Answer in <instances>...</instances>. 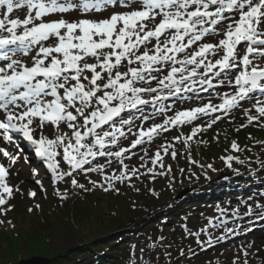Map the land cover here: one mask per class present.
<instances>
[{
  "label": "snow or ice",
  "instance_id": "snow-or-ice-1",
  "mask_svg": "<svg viewBox=\"0 0 264 264\" xmlns=\"http://www.w3.org/2000/svg\"><path fill=\"white\" fill-rule=\"evenodd\" d=\"M20 9H26L23 18L15 15ZM69 13L76 18H69ZM0 61L4 62L0 64V138L15 145L12 134L18 133L28 141L51 173L53 185L69 177L73 188L87 192L90 189L74 173H98L103 183L89 179L93 187L118 191L115 184L144 175L125 163L134 149L201 117L210 119L195 125L185 144L236 109L246 117L240 128H264V0H0ZM222 87L232 91L217 92L219 104L208 101L176 111L162 123L137 132H132V119L122 116L148 104H161L158 111L165 113L171 109L162 105L164 100ZM243 101H250V106ZM62 126L69 131H62ZM128 133L135 138L121 146ZM170 147L161 145L151 158L152 168L147 171L153 179L158 162L164 167L161 150L167 155ZM231 149L240 151V146L233 142ZM0 154L7 159L0 162V214L6 215L20 191L8 180L20 153L0 146ZM171 156L175 158L176 152ZM97 157L106 158L108 166L115 160L120 168L106 173L104 164L93 166ZM234 159L227 157L229 162ZM61 163L68 166L67 172L61 170ZM35 183L44 190L41 180ZM55 192L60 199L67 198L66 191L56 188ZM28 195L35 197L36 192ZM256 208L260 212L255 214L264 219V205ZM233 215L239 217V211ZM244 215H254L253 207ZM201 231L207 234L206 228ZM189 234L202 246L213 244L210 235L201 242L199 232ZM224 239L226 235L216 242ZM251 247L242 246L232 264H248ZM180 255H185L183 250Z\"/></svg>",
  "mask_w": 264,
  "mask_h": 264
},
{
  "label": "rangeland",
  "instance_id": "rangeland-1",
  "mask_svg": "<svg viewBox=\"0 0 264 264\" xmlns=\"http://www.w3.org/2000/svg\"><path fill=\"white\" fill-rule=\"evenodd\" d=\"M24 15L26 11L19 17L23 18ZM213 95L205 97L201 105L211 101ZM145 98H148L147 95ZM250 103L247 102L244 106L248 107ZM192 107L195 105L190 106ZM206 119L210 118L201 117L192 124L178 127L174 132H162L151 144L134 149L135 154L126 159L125 163L130 167L139 168L140 173L144 175L139 179L133 177L131 182L115 184L118 191L105 192L100 187H93L89 179L103 183V178L98 173L87 176L81 172L74 173L78 182L90 189L87 192L73 188L69 177H65L60 184L53 185L51 181L44 179L40 169L28 160L26 163V155L23 156L22 161L19 159L10 169L12 177L8 179L9 183L20 191L10 201L12 210L6 215L0 214V264H19L20 261L33 257H47L54 251L65 254L85 239L97 237L110 229L122 230L123 233L130 231L126 236L129 242L124 245L126 248L120 256L122 259L119 260L118 256L113 259L118 261L116 264H232L240 254L241 247L249 244L252 245L249 251L253 254L247 258L248 264H264V223L250 232L254 226H258L256 220L259 215L255 213H259L260 209L256 208V204L264 205V196L257 192L247 194L238 190L231 191L238 182L230 177V171H237L238 177L248 172L251 180H245L246 188L257 185L264 191V170L258 172L257 169L255 175H250L249 172L259 167L262 169L264 145L260 152L254 153L256 149L251 150L250 147L237 143L240 151H233L231 146L223 145L221 138V134L226 130L230 131V128H233L234 132H246L250 127L257 126L240 128L241 124L246 123V117L241 109H236L212 128L199 132L193 140L185 144L184 139L191 133L192 128L195 125L207 124ZM62 131L69 130L62 128ZM178 136L181 139L174 140V137ZM128 137L130 138L124 139L121 146H128L130 140L134 139L131 133H128ZM229 141H233V138L227 140ZM161 145L172 147L167 155L161 150L164 167L161 168L158 162L153 179V173H149L147 169L152 168L151 158ZM172 151L176 152L175 158L171 156ZM0 155L7 163V159ZM223 156H233L236 159L231 162L227 160L225 163ZM141 157L144 158L143 161ZM243 158L246 162H243ZM93 163V166L97 163L104 164V170L109 174L120 168L115 160L111 166L107 165L106 160H96ZM142 163L145 167H141ZM209 165L211 167H208ZM25 166L30 170L25 172ZM33 169H36L35 177ZM61 170L67 172L69 168L63 164ZM161 172L164 175H159ZM218 173L221 175L214 180L213 177ZM35 179L41 180L43 191L40 185L35 183ZM219 180L222 183L217 185ZM56 188H59L61 193L66 191L67 198L60 199L56 195ZM137 188L139 191H136ZM184 189L188 191L178 200V194ZM227 189L230 192L226 191ZM245 190L249 192L248 189ZM30 191L36 192V196L30 197ZM152 191H155L156 195H153ZM203 191L215 197V200L211 203L198 202L196 194ZM219 191L221 196H218ZM244 194L246 196L242 197ZM37 204L40 205L39 208L36 207ZM249 206L254 209L252 216L244 215ZM29 208L32 209L31 212ZM221 210H225L223 214ZM234 210L239 211V217L233 215ZM255 217L256 220H253ZM222 221H227L226 225L221 224ZM205 228L207 234L201 231ZM225 228L235 231L226 233ZM196 232L200 233L201 242H206L210 235L213 244H198L196 237L189 234ZM224 235L227 239L216 242L218 237ZM152 245L155 247H151ZM181 250L185 255H180Z\"/></svg>",
  "mask_w": 264,
  "mask_h": 264
},
{
  "label": "trees",
  "instance_id": "trees-1",
  "mask_svg": "<svg viewBox=\"0 0 264 264\" xmlns=\"http://www.w3.org/2000/svg\"><path fill=\"white\" fill-rule=\"evenodd\" d=\"M248 133V135L245 132L240 133L237 136L243 142L247 137L254 139L255 137L264 136V132L257 130H250ZM110 234L105 233L98 237L85 239L84 242L67 250L65 254H59L57 251H54L47 255V258L51 259V264H87L86 260L90 264H110L113 262V259L119 256L118 251L121 250L122 245L125 243L123 238H110Z\"/></svg>",
  "mask_w": 264,
  "mask_h": 264
},
{
  "label": "bare ground",
  "instance_id": "bare-ground-1",
  "mask_svg": "<svg viewBox=\"0 0 264 264\" xmlns=\"http://www.w3.org/2000/svg\"><path fill=\"white\" fill-rule=\"evenodd\" d=\"M122 9H125V8H117V9H115L116 11H118V10H122ZM69 18H76V14H73V13H69V14H66ZM88 16H93V15H99V14H92V13H89V14H87ZM105 16L107 15V13H105L104 14ZM224 91H232V89H230V88H227V89H225V90H223L222 92H224ZM217 97H219L218 96V94H217ZM190 100H192V99H188V100H186V101H190ZM186 104V103H185ZM175 105V104H174ZM175 107H178V105H175ZM175 107L174 106H172V109H175ZM136 111V110H135ZM48 132H49V130H48ZM17 144H15V145H13V144H9V143H7V142H3L2 141V138H0V146H3V147H6V148H8V149H10L11 150V152H13V153H16V152H19L20 153V151H19V148L16 146ZM24 171L25 172H27L28 170H30L29 168H28V166H25L24 168ZM248 180V181H250L251 180V178H250V176L249 175H247V176H245V180ZM255 186V185H254ZM253 186V187H254Z\"/></svg>",
  "mask_w": 264,
  "mask_h": 264
},
{
  "label": "water",
  "instance_id": "water-1",
  "mask_svg": "<svg viewBox=\"0 0 264 264\" xmlns=\"http://www.w3.org/2000/svg\"><path fill=\"white\" fill-rule=\"evenodd\" d=\"M19 264H50V260L42 257H33L27 261H20Z\"/></svg>",
  "mask_w": 264,
  "mask_h": 264
}]
</instances>
